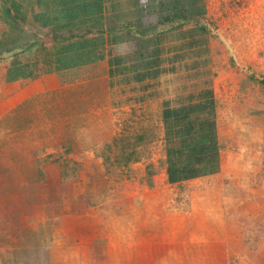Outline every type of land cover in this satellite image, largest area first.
<instances>
[{
	"label": "crops",
	"instance_id": "obj_1",
	"mask_svg": "<svg viewBox=\"0 0 264 264\" xmlns=\"http://www.w3.org/2000/svg\"><path fill=\"white\" fill-rule=\"evenodd\" d=\"M206 13V0H0V264L36 249L52 264L77 251L74 264L116 261V242L102 256L104 208L87 203L104 191L96 150L123 121L132 130L150 116L164 159L187 139L185 162L203 173L184 183L258 160L252 125L246 147H222ZM198 137L206 150L188 147Z\"/></svg>",
	"mask_w": 264,
	"mask_h": 264
},
{
	"label": "rangeland",
	"instance_id": "obj_2",
	"mask_svg": "<svg viewBox=\"0 0 264 264\" xmlns=\"http://www.w3.org/2000/svg\"><path fill=\"white\" fill-rule=\"evenodd\" d=\"M206 3L203 21L210 32L213 57L209 65L214 68L217 118L226 133L222 147H246L242 129L252 125L259 158L244 166L237 175L240 181L226 170L200 182L170 185L160 177L162 172L148 174V165L158 167L164 156L163 146L149 136L154 131L149 128L156 129L155 122L147 115L143 122H133V131L130 124L126 129L121 122L116 139L126 133L141 135L142 139H131L129 149L144 156L128 168L123 166L119 163L122 143L109 148L102 145L94 155L101 161L104 191L92 197L88 208L98 202L109 220V225L102 223V256L108 242H116L119 251L116 261L109 256L102 264H125L122 254L127 255L126 264H264V0ZM107 125L101 122V127ZM105 156L111 158L109 163ZM88 221L80 219L70 225L85 222L86 227ZM42 237L38 234V241ZM36 251L38 255L31 253L34 257L27 264H52ZM78 256L85 257L77 251L71 258L57 259L56 264H74Z\"/></svg>",
	"mask_w": 264,
	"mask_h": 264
},
{
	"label": "trees",
	"instance_id": "obj_3",
	"mask_svg": "<svg viewBox=\"0 0 264 264\" xmlns=\"http://www.w3.org/2000/svg\"><path fill=\"white\" fill-rule=\"evenodd\" d=\"M264 86V81L261 83ZM184 128L188 129L190 128L189 124H185ZM152 136L153 138L156 139V141H160L161 139L158 138L156 136V131L154 129V131L149 135ZM147 136V137H149ZM122 139V141H120V139H116L118 137H115L112 139V141H108L105 142L103 144V146L106 148H109L110 145L112 143H116V144H120L122 143L123 145V151L121 152L122 157H120V164H124L123 166L125 167H129L134 162H138L139 160H141L144 156V154L138 153L136 152L134 149H129L130 146V141L131 139L135 138V139H142L141 135H137L135 137H132L131 135H124V136H120ZM146 135H144V138H147ZM186 140L187 139H177L176 140V152L178 151V153H176V158L173 155H170L171 152H167V157L166 159H161L158 162V167H155V165H148L147 169H150V173H148L149 175L154 174L155 170L156 172H162L163 170H166L167 172V177H168V181L170 184H173L176 182V185H181L184 182L188 181V180H192L194 178H196L198 176V174H202L203 170L201 169L200 165L198 166H192V165H188V151L186 150L187 147L186 146ZM207 138H196V139H190L189 140V144L188 147L192 146V144H196L198 143L199 146V150L200 151H204L206 150V146H207ZM125 150V151H124ZM189 150V148H188ZM104 153H101V155H103ZM194 158H196L194 156ZM185 160H187L185 162ZM104 161H107V163H109L111 161L110 157H106L104 158ZM106 163V164H107ZM153 164V163H152ZM76 171L75 169L70 170L67 169V171L63 172L64 176L63 177H69L67 180L73 179L74 177H72V172Z\"/></svg>",
	"mask_w": 264,
	"mask_h": 264
}]
</instances>
